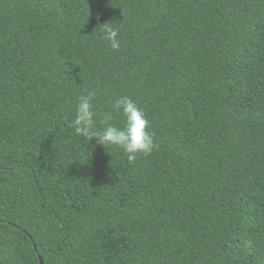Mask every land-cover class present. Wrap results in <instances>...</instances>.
<instances>
[{"label": "trees", "instance_id": "16d2710c", "mask_svg": "<svg viewBox=\"0 0 264 264\" xmlns=\"http://www.w3.org/2000/svg\"><path fill=\"white\" fill-rule=\"evenodd\" d=\"M87 93L152 153L77 137ZM40 258L264 264V0H0V264Z\"/></svg>", "mask_w": 264, "mask_h": 264}, {"label": "clouds", "instance_id": "9594fccd", "mask_svg": "<svg viewBox=\"0 0 264 264\" xmlns=\"http://www.w3.org/2000/svg\"><path fill=\"white\" fill-rule=\"evenodd\" d=\"M104 23L103 39L108 41L114 51L121 48L119 31L111 25ZM95 93H87L78 97L75 105L74 116L70 127L77 137L87 141L88 144L95 140L97 145L117 148L127 156L128 162L133 163L139 155H150L156 143L154 134L149 131V121L142 108L128 96L117 97L111 104L110 111H106L97 120L95 118L94 104ZM124 118L122 127L113 123L115 115Z\"/></svg>", "mask_w": 264, "mask_h": 264}, {"label": "water", "instance_id": "95a60500", "mask_svg": "<svg viewBox=\"0 0 264 264\" xmlns=\"http://www.w3.org/2000/svg\"><path fill=\"white\" fill-rule=\"evenodd\" d=\"M39 260H40V264H43V262H42L41 258H40Z\"/></svg>", "mask_w": 264, "mask_h": 264}]
</instances>
